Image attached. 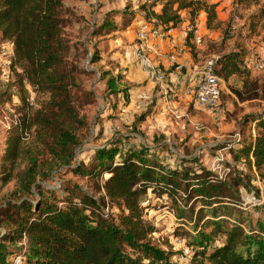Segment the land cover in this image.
I'll list each match as a JSON object with an SVG mask.
<instances>
[{
  "label": "rangeland",
  "instance_id": "rangeland-1",
  "mask_svg": "<svg viewBox=\"0 0 264 264\" xmlns=\"http://www.w3.org/2000/svg\"><path fill=\"white\" fill-rule=\"evenodd\" d=\"M166 1L61 0L60 38L64 47L60 55L67 70L61 83L57 79L31 82V72L13 56L11 41L0 36V209L9 201L35 202L40 196L59 204L83 194L99 198V180L87 174L97 162L96 150L144 148L146 158L168 170L198 171L204 167L232 185L240 180L247 184L233 188V200L211 204L181 190L170 193L171 198L167 194L156 196L150 190L142 197L141 216L155 230L148 239L164 251L167 260L156 264H213L207 255L226 240L223 228L214 229L213 221L220 218L222 227L238 221L246 232L257 230L259 224L264 226L263 169L246 155L262 130L264 99L240 101L229 88L241 87V78L235 76L223 82L214 109L195 105L192 96V101L176 105L173 112L161 109L151 113L159 100L155 96L158 88L148 100L143 97L146 94L136 93L148 78L142 76L146 73L134 56L135 31L141 22L155 18L153 11ZM194 1L206 5L217 2V24L212 28L206 27L207 14L202 9H181L178 13L175 26L182 31L196 20L203 23L201 59L216 51L238 50L244 57L253 53L264 57V0ZM249 68L252 77L264 80V66ZM62 130L72 134L74 142L70 143L69 163L60 157L64 152H57L56 139ZM16 135H21L22 141L19 156L7 165L12 175L3 182L2 157ZM218 156L222 158L220 169H214ZM31 168L35 172L30 176ZM28 178L29 191L25 189ZM111 207L110 212L107 207L101 209L118 224L124 210L116 204ZM179 209L183 210L181 216ZM5 231L1 226L0 238ZM5 243L12 251L9 261L25 251L24 243Z\"/></svg>",
  "mask_w": 264,
  "mask_h": 264
},
{
  "label": "trees",
  "instance_id": "trees-1",
  "mask_svg": "<svg viewBox=\"0 0 264 264\" xmlns=\"http://www.w3.org/2000/svg\"><path fill=\"white\" fill-rule=\"evenodd\" d=\"M174 4L176 7L174 8ZM61 0H0V36L10 40L13 56L22 67L31 72V82H62L66 73V62L60 55L64 44L60 38L62 23L59 17ZM216 2L206 5L199 1L168 0L160 4L153 15L162 24L176 25L181 9L198 11L202 9L206 17V27L217 24ZM219 54L215 72L224 81L233 76L241 78V87L229 85L231 93L240 101L264 99V80L252 77L247 59L238 51ZM264 79V78H263ZM229 84V83H228ZM262 129L255 137L246 155L254 158L257 168L263 169L264 176V120ZM23 131V124L20 123ZM67 130L57 135L59 154L66 163L72 156L70 143H74ZM21 135L8 142V149L2 157V181L8 182L11 172L7 165L15 163L19 156ZM146 149L118 151L101 148L96 150L97 162L87 170L89 177L99 180V198L83 194L76 200L59 202L42 198L37 201H9L0 209V227L6 228L0 238V264H156L167 263L164 251L152 246L148 236L154 228L141 216L142 197L150 190L156 196L181 190L187 196L200 199L205 204L227 199L233 200V192L244 182L235 184L214 176L204 167L199 170L166 169L145 156ZM35 168V167H33ZM29 169V175L34 174ZM106 175L105 177L103 175ZM26 190L29 191L28 178ZM171 193V194H170ZM116 204L124 210L119 223L107 216L102 207ZM226 208H228L226 206ZM182 209L177 211L183 214ZM126 212V213H125ZM214 229L223 228L225 242L207 255L213 264H264V226L246 232L241 222L223 226L220 218L213 221ZM204 237L207 235L203 234ZM8 241L14 245L25 244V251L16 255L13 261L7 259L11 254ZM23 248V244L20 246ZM205 253L203 252V255ZM18 259L14 262V259Z\"/></svg>",
  "mask_w": 264,
  "mask_h": 264
},
{
  "label": "built area",
  "instance_id": "built-area-1",
  "mask_svg": "<svg viewBox=\"0 0 264 264\" xmlns=\"http://www.w3.org/2000/svg\"><path fill=\"white\" fill-rule=\"evenodd\" d=\"M203 26V23L197 20L191 26L185 25L183 29L185 35L180 39L176 26L172 23L164 25L157 18L150 22H141L135 31L134 56L138 59L141 70L154 79L160 90L165 92L172 91L168 86V74L187 71L196 81L192 86L185 87L183 95L193 96L199 107L214 109L220 101L224 82L215 72L219 54L212 53L192 66L179 60L181 52L188 44L196 49L202 48L205 42ZM247 66L262 69L264 57L253 54L247 59ZM143 97L145 100L151 98L149 94ZM221 160L219 156L215 158L214 169H220Z\"/></svg>",
  "mask_w": 264,
  "mask_h": 264
},
{
  "label": "crops",
  "instance_id": "crops-1",
  "mask_svg": "<svg viewBox=\"0 0 264 264\" xmlns=\"http://www.w3.org/2000/svg\"><path fill=\"white\" fill-rule=\"evenodd\" d=\"M176 32L180 36V39H182L185 35L182 29H179L178 26H176ZM199 50L200 49H196L193 46L188 44L181 52L179 60L185 61L187 62V64H190L191 66L198 64L202 60L200 58L201 55H200ZM260 54L262 55V53ZM144 75L148 78V82L145 85L140 86L139 92H136L137 94L141 93V94L151 95L152 90L155 87L158 88V90L155 92V96H158L159 100L156 103V105L152 107L151 113L153 112L157 113L161 109H164V110L167 109L173 112L175 111L174 108L176 105L178 104L180 105V103H183V102L192 101L190 99L192 96H190L189 94L183 95V91L185 87L189 85L192 86L196 81V79H194L193 76L189 75L187 71L183 70L177 74H172V75L168 74V79H170V82H168V86H169V89H171L172 91L169 90L166 92L164 90H160L159 86L157 85L154 79H151L149 76L142 73V76ZM234 77L235 76H233V78H231L230 81L233 80Z\"/></svg>",
  "mask_w": 264,
  "mask_h": 264
}]
</instances>
